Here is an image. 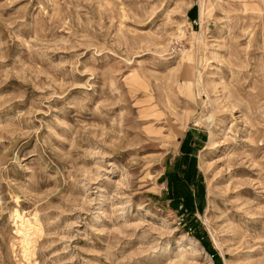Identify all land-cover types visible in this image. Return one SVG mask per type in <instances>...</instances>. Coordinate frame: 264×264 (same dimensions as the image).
I'll return each mask as SVG.
<instances>
[{
    "label": "rangeland",
    "instance_id": "rangeland-1",
    "mask_svg": "<svg viewBox=\"0 0 264 264\" xmlns=\"http://www.w3.org/2000/svg\"><path fill=\"white\" fill-rule=\"evenodd\" d=\"M0 264H264V0H0Z\"/></svg>",
    "mask_w": 264,
    "mask_h": 264
},
{
    "label": "bare ground",
    "instance_id": "bare-ground-1",
    "mask_svg": "<svg viewBox=\"0 0 264 264\" xmlns=\"http://www.w3.org/2000/svg\"><path fill=\"white\" fill-rule=\"evenodd\" d=\"M200 14L202 15L203 14V10H202V8H201V10H200ZM30 225V224H29ZM35 230V229H34ZM189 246V247H188ZM188 249L189 248H192V246H193V244H192V242H190L189 244H188Z\"/></svg>",
    "mask_w": 264,
    "mask_h": 264
}]
</instances>
